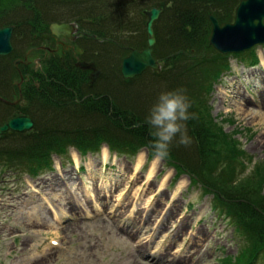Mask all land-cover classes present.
<instances>
[{
    "label": "rangeland",
    "instance_id": "obj_1",
    "mask_svg": "<svg viewBox=\"0 0 264 264\" xmlns=\"http://www.w3.org/2000/svg\"><path fill=\"white\" fill-rule=\"evenodd\" d=\"M32 1L33 0H0V27L9 30L11 27L13 30L12 33L10 30L8 42L5 43L4 41L1 49V52L9 51V53L5 56L0 66V97H5L10 102L15 101V98L10 94L9 87L13 82H16L21 75L25 79L26 76L29 77L31 81L32 78H41L40 75L29 72L31 71V67H35L32 62H34L33 60L36 58L37 53L36 55L33 53L31 56H27V60L32 63L31 67H26L24 72L20 73L16 70L17 62L12 63L15 57L22 55L27 48H33L40 55H43L44 58L49 44L57 48L54 39L47 41L46 47L40 41H37L39 45L34 46V40L30 39L32 34L21 31L22 28L25 30L26 27H31L34 32L33 34L39 39L40 34L44 33L45 27H48L46 26L48 23L56 21L57 23L53 24L68 25L69 27L66 28L65 31L63 30L64 36L54 34L50 28L49 33L54 36L57 41L58 37L66 39L68 37V41L71 42L70 44H72L73 47L78 50L81 49L88 54V51L85 50L88 48V44L92 48H96L103 40L97 38V44L87 42L85 45V41H83L81 34H90L86 29L87 26L84 25L83 27V24H87L86 20L92 16V12H101L100 9H104L106 19L102 27L111 33L114 32L116 37L124 39L121 41L115 37L111 38L117 43L125 42V48L124 50L121 49L112 53L110 52L111 55L108 60L112 63V65H110L111 69L110 66L109 68L104 67L105 69H110V71L107 70V73L111 75L112 79V81L109 82L107 91H103L104 88L102 87L108 84L105 83V76H108L107 74L98 77L96 75L90 77L87 74L83 75L85 76L86 86L81 87L82 93L79 97L87 96L97 99L104 97L109 100V102L105 104V111L101 118L96 119L94 123L90 122L89 127L68 126L52 131L47 126H43V121L49 116L48 113L45 112H49L51 108L50 105H45L48 103L63 104L65 101L61 100H65L69 98V96L64 94L62 92L63 90L47 93L44 91L39 94L32 89L30 91L31 93H26L25 97L22 95L20 96L22 99L17 105V108H14L15 106L7 107L0 102V124L9 116L10 118L8 119H16L19 115L27 117L29 120H26V122H30L34 125V128L30 130L32 132L28 131L24 132V134L19 132L21 134L14 133L13 135L1 134L0 139L2 137H12L4 139L1 142L3 143L2 145L5 144L9 149H25L30 144H34L36 139L49 143L54 140L49 138L51 133L63 135L65 133H70V131L75 130L77 127L83 129L87 137L95 144L100 143V138H104L103 140L110 139V141L112 140L116 143H120L121 140L116 141L112 138L121 136V129H126L132 133L137 132L135 134H137L138 137L141 136V141H143L145 134L140 127L144 125L145 121L141 119V113H138L140 117L138 119L134 117L133 113L127 111V108H133L129 103L121 105L123 108H119L118 113L114 116L122 120L121 124H113L111 121L109 123V121L106 120V116L109 118L113 117L110 112L116 109L117 104L119 105V97L115 96V88L116 86L119 87V84L123 85L125 88L120 86V89H118L119 93L125 96L123 94L125 92L121 90L128 91L126 97L130 99L131 103H133L135 107L137 105L140 106L142 111L148 112L150 115V111L154 106L153 104L158 100L159 96L162 93L175 90L176 87L174 84L167 83L166 71H171V73H173V69L177 66V84L179 85V90H183L191 103L189 111H192L191 109L197 100L202 103L205 99L207 106L206 110L209 112L212 121L221 125L224 133H234L236 135V140L240 141L239 144L249 157L247 161H244V165L247 166L245 169H242L243 173L239 172L237 174L236 182L243 179H246V181H243L248 182L251 178H254L258 181L259 185H264V173L258 168H264V140L262 143L256 142L259 133L264 129V109L253 107L252 102L246 96L245 99H243L241 95H237V98H231L232 94L230 93V89L239 92L243 91L237 89L238 85L236 83H232L230 87L228 80H224V87L221 86L220 81L212 83L210 91L206 96H203L204 99L201 97L199 87L205 84V77L201 75L200 72L199 75L197 74L198 78H193L192 80L190 73L192 70L188 69V65L195 62V60H193L195 57L196 59H205L210 56L209 53L203 51L202 43L204 40L202 38L200 42L197 43V46H200L199 52L186 50L189 47L188 42L182 43L179 46L182 52L186 50L184 53L176 51V47L174 49L166 47V40L161 31L167 20L168 14H165L163 9L159 6H151V4H148L147 7L144 8L148 9V12H150L151 9H160L157 19L152 22L151 26L153 39L155 41L151 56L153 55L154 58L159 60V66L155 69L147 67L140 75L129 81H125L120 77L118 78V76H120L119 67L122 58L130 56L127 55L129 52L125 49L135 48L137 52H141L147 47L148 32L145 25L148 19L144 14L143 18L141 17L142 19L140 20L137 14V10L141 8L142 5L140 6V4L143 2H138V0H122L124 3H128L129 6L123 3L124 7L120 9L119 7H114L115 4L106 3L105 0H86V10L80 12L86 19L77 21L73 16L74 12L78 13L75 10H68L66 12L61 11V15L53 13L47 15V18H45L44 10H46V7L40 4L33 10L32 6L34 5ZM46 1L53 3L54 6L64 7L65 4L62 3H67L71 0ZM59 3L60 5H58ZM15 8L19 11L15 12ZM106 8L112 13L110 14ZM224 15L227 22H232L234 17L232 11H226ZM130 29L134 31L132 32V37L129 35ZM207 35L208 31L205 33V40L207 39ZM8 45L11 47L10 50L7 47ZM205 45H207V41H205ZM192 46L194 47V45ZM113 47L115 48L116 46ZM103 49L105 50L106 46L103 47ZM108 49L110 50L112 48ZM261 51L262 47L257 48L259 54ZM78 53L80 52L78 51ZM181 54L184 55V58L180 57ZM90 56L91 55L88 57L91 58ZM88 57L82 54L81 56L70 57V59L66 58V61L70 63L79 62V67H84L83 69L86 70L85 68H89V66L82 65L94 64V61ZM174 58L178 59L173 61ZM230 61L235 69V64H238L237 59L232 55L230 56L229 62ZM169 62L173 64L172 70L167 68ZM59 64V60L52 58L50 64L52 68L60 67ZM5 65H7V69L4 70L3 67H5ZM38 65H43V61ZM44 65H46V63ZM160 69H162V78L156 80L153 76V71H160ZM237 73L239 75L243 73L244 76V72L240 68ZM5 76L6 78H4ZM245 77L251 84H262V82H264L263 80L259 81L260 73L255 70H249ZM104 79L105 81H103ZM98 84H101L100 89ZM235 84L236 86H233ZM28 85H30V82ZM28 85L26 89L29 88ZM94 85L95 88H93ZM141 85H143L145 89L143 95L137 90L138 86ZM154 88L157 89L156 96L152 94ZM134 93H136L135 96ZM42 99L47 103H42ZM246 103L248 105L244 107ZM123 116L124 118H122ZM224 119L229 121L222 122ZM12 121L6 122V125L9 123L11 124ZM185 123L188 137L192 140V138H194V132L197 129L195 126L196 121L190 119ZM11 128L15 131H21L20 126L19 129H17V125L11 126ZM107 128L110 129L108 132L105 130ZM23 129V131H25L27 127ZM112 130L115 131L111 134ZM151 131L154 130L151 129ZM144 138V141H147V137L145 136ZM178 140L179 135L173 140L172 144H175V154H177L174 158L178 159L179 162H182L181 158H195V156L200 155V148L196 145L198 149L195 143L190 141V143L185 146L179 144ZM141 141L139 144H141ZM104 144V142L99 144L101 146L103 145L99 154H88L95 156L92 160L79 159L78 164L74 163L73 150L68 151L71 163H69L67 157L64 158L60 155V157L52 155L50 158L52 169L44 170L40 174L38 173V177H33L31 174L21 172H18L19 174L16 177L10 179H7V176H4V174L0 176V264H116L119 263L118 260L120 258L129 256L130 254L134 255L135 253V264H218L222 257H234L236 253L238 254L239 249L241 251V244L243 245L245 242H241L239 238L237 239L232 228L228 229L225 234H221V237H217L223 228L221 223H224L222 219L224 213L222 210H224V207H222V210L218 207L213 208V206L217 205L212 202V196H202L201 191L196 189V187L188 191V184L190 183L188 177L182 176V180L178 184L181 187L179 188L177 184L174 185L173 170H170L164 161L155 159L154 161L156 164L152 163L151 169L149 168L150 165H145L147 159L146 147L144 151L141 152L143 155L140 154L137 158L136 169H133L131 166L132 162H130L133 161V157H117V155L110 152L108 146ZM18 153L25 154L26 152L18 151L17 154ZM108 156H112V162L116 164V168L110 169L112 165L106 164ZM169 156L172 158L173 155L169 154ZM31 159L33 158L31 157ZM140 161H142V163L140 167H138ZM195 166L194 164V166L191 165V167L186 168L182 165L179 168L187 172L189 176L194 179V177H192L193 172L198 173V168ZM166 169H168L169 172H167ZM163 171L164 173L167 172L164 180L159 184H155ZM104 172L107 174L108 185L111 190L107 193V197H97V193L96 197L93 198L94 206H90L89 202H85L86 200L88 201L90 197L84 186H88L90 194L94 192L95 185L102 189L103 181H101L100 175ZM253 173L256 178L252 175ZM148 174L149 178H147ZM65 180H68L74 192L78 193L76 195H78L81 203L84 201L83 205H77L73 208V205H70L71 200H66L69 196L63 186ZM195 180L201 182L199 179L195 178ZM171 182H173L176 189L174 193L168 191ZM59 187L62 188L64 192H59ZM25 192V196L19 195ZM42 194H45V198H48L49 202L54 207L53 209L56 211V213H53L47 204L41 203L43 207H45L43 212L46 219L39 217L38 213H33L32 211L35 210L34 204H39L41 202ZM57 194H59V197H56ZM71 196H73V194H71ZM28 199H31V201L29 202ZM222 200L225 202L226 198L222 197ZM188 203L191 207L189 211H187L188 213L186 216L182 219L181 229L174 233L171 238V243L166 250L161 255H158L155 248H152L154 238L156 240L154 245H157L167 236L168 230L173 228L182 214V209L186 207ZM92 207L95 209L94 212L90 211ZM80 208L83 209L82 212H79ZM166 208L168 209V214L164 220V227L160 229L156 222ZM259 208L260 207L253 208L254 212L256 211L258 214L256 222L260 225H264V218H262L264 214H261ZM85 211L88 212V214H95V220L87 221V219L84 218L85 216H83ZM65 215H68L67 217H72V219L67 220L68 223L63 227H54L56 226L54 221L62 219ZM260 215H262V217H260ZM202 216H206V218L203 220ZM211 217L215 227L214 234L209 236L207 230L210 227ZM232 218L235 219L233 216ZM226 222L227 220H225V223ZM51 223L54 226H50ZM14 224L18 225L20 229H14ZM193 226V234L195 233L197 239L193 238L190 241V248L183 253V259L182 261L180 259L179 261L181 262L179 263L178 259H176L177 253L183 247L187 234ZM50 238H54L58 241V247H50L49 244H46L43 253L37 254L35 257V252L38 249L40 251L41 246ZM250 238L254 239L253 237ZM238 241L241 244H239ZM148 256L152 257L148 258ZM153 257H155V259Z\"/></svg>",
    "mask_w": 264,
    "mask_h": 264
},
{
    "label": "trees",
    "instance_id": "obj_2",
    "mask_svg": "<svg viewBox=\"0 0 264 264\" xmlns=\"http://www.w3.org/2000/svg\"><path fill=\"white\" fill-rule=\"evenodd\" d=\"M45 2V3H44ZM75 3L80 2V0H74ZM106 3H111L114 5V7H120V9H123V1H112V0H105ZM139 2H143L140 4L141 8L137 10L139 13V19L142 17L141 10L146 8L148 4H151V6H159L163 9V12L165 14H168L167 20L164 23V27L162 28L163 37L166 40V47L175 48L176 51H179L180 53H184L186 50H194L196 52H199L200 46H197V43L200 42L201 38L204 40L202 43L203 50L205 46V33L208 31V20L207 17L209 14H214L216 16H219V9L222 8V5L227 3L228 5H231L232 3L239 2V0H139ZM32 4L34 8L37 5L43 4L46 7L45 11V18H47V15H51L53 13H57V15L61 14V6L55 5L52 7V5L47 2L46 0H33ZM126 6H129L128 3H124ZM155 4V5H154ZM60 5V3L58 4ZM146 5V6H145ZM101 12L97 11L94 12L95 14H92L91 17H89L86 22V29L89 31V34L91 35H84L81 34L83 37V41H85V45L87 42H91L94 44H97V38L102 39V43H99V45L96 46V48H92L88 44V48L85 50H79V56L82 54H85V57H88L91 55L89 59H92L98 66L102 67V64L104 63V59L109 57L112 52L121 50V48H125V44H121L115 42L113 39L110 40V42L107 41V38H118L116 37V34L114 32L107 31L103 26V23L106 19V13L104 9H100ZM106 10L111 14L112 12L106 8ZM55 13V14H56ZM77 21L86 19L84 17H81L78 14L73 15ZM56 22V21H54ZM53 23V22H51ZM50 24V23H48ZM144 26V25H143ZM133 30H129V35L131 36V32ZM121 40L120 38H118ZM107 41V42H106ZM122 41V40H121ZM188 42L189 47L182 52V50L179 48V46L182 43ZM111 43V44H110ZM160 44V43H159ZM118 45V46H117ZM194 45V47L192 46ZM106 46V49L104 50L103 47ZM113 46H116L115 48ZM112 48V49H108ZM104 51V52H103ZM111 52V53H110ZM104 54V56H102ZM180 57L184 58V55L181 54ZM194 58V57H193ZM178 58H174V60H177ZM172 61V62H173ZM172 62H169L167 65V68H173ZM112 65V63H111ZM65 72L64 75L54 79V81L50 83L43 82V80H40L42 86L43 92H53V91H60L69 96L67 104L59 105L56 103L50 104L51 108L48 112V118H46L43 126H47L50 130H55L59 128H65L70 125L74 126H87L89 122L94 123L96 119H99L104 114L105 104L109 102L108 99H105L104 97L101 99H97L95 102V110L93 113L89 110H85V106L81 103H71V99L74 97V93L76 94V97L80 99V94L82 93L81 87L86 86V80L85 76L82 75V73H78V69L72 65L69 61L65 62ZM193 66V64H192ZM180 68V67H179ZM111 69V66H110ZM167 73V71H166ZM191 74H193L192 71H190ZM169 75H172V77L177 78L176 73H171V71L168 72ZM38 75H41L38 74ZM161 74L157 75L153 72V76L157 79L161 76ZM36 77V76H34ZM42 78V76H40ZM120 76H118L119 78ZM32 78V77H31ZM37 78V77H36ZM39 78V77H38ZM40 78V79H41ZM34 79V80H33ZM34 81H39L35 78H32L31 80H28V83L30 82L29 87L33 85ZM123 87V85L119 84V87ZM119 87L116 86L115 88V96L119 97V105H116V109L111 110V115L113 117L106 116V120L111 121L113 124H121L122 120L115 118L114 116L118 113L119 108L121 105H125L129 103L132 109L127 108V111H130L134 114V117L140 118L138 113H141V119L145 121L144 125H141L140 129H142V132L147 137V141L145 140V136L142 137L135 133H132L131 131H128L126 129H121L120 134L121 136H116L112 138L113 140L119 141L120 143H116L114 141H110L108 139L107 141L110 144L112 150L116 151H126V152H134L135 150L139 149L140 147L146 145L150 148V153L152 154V149L150 147L151 142L153 141L154 137L151 135V127L147 123L146 120L149 117L148 112H144L141 110L140 106H134L133 103H131L130 99L128 97L123 96L119 93L118 89ZM45 88V89H44ZM127 88V87H126ZM81 90V91H80ZM137 90L140 91V94L143 95L145 92L144 86H138ZM107 91V90H103ZM124 92V90H121ZM157 90L154 88L152 91V94L156 96ZM128 93V91H125L124 94ZM136 93H134V96ZM70 99V100H69ZM44 101V100H42ZM192 107V111H189L190 113L194 114V120L196 121V131L194 132V141L195 146H199V150H201V155L195 156V158H181L182 162H179L178 159L174 158L175 155V144L170 145V155L166 159L176 163L179 166L183 167H191V165L198 168V173H194V178L199 179L205 188L207 190H212L216 197L226 198V201H221V205L224 206L228 212H232V215H237V220L240 221L242 218L245 220L243 222V228L244 230L250 234L254 235L252 237L255 238L256 241H254L253 245L246 250L240 257L239 261L243 262L245 260H248L252 257V254L255 252V247H263L264 248V225H260L255 220L258 217L257 212L253 210L255 207H260L261 214H264V185H259L258 181L256 179L251 178L248 182H245L246 179L238 180L236 182V177L239 172H242L243 162L241 161V150L237 148V146H233L232 140H230L229 136L223 135L220 132L216 131L215 125H211V123L207 120V117H205L201 111H199V108L196 104ZM107 108V107H106ZM135 109V110H133ZM109 112V111H108ZM120 112V111H119ZM136 112V113H134ZM86 114V116H85ZM92 114V115H90ZM84 115V116H83ZM88 117V118H86ZM124 118V116L122 117ZM80 120V121H79ZM83 120V121H82ZM82 121V122H81ZM83 123V124H82ZM89 127V126H88ZM107 132L110 129H105ZM154 130V129H153ZM115 130H112L111 134ZM50 139H54L52 142L47 143V141H39L37 144V154L40 156L45 155L46 153L43 151L45 148H47L48 152L51 151H57L62 150L65 145L70 144L75 146L80 151H87V150H95L98 144L93 143L88 137L87 134L84 133L83 129H79L78 127L75 130L70 131V133H65L63 135L51 133L49 136ZM104 139V138H103ZM100 138L99 140H103ZM98 140V139H97ZM141 141V144L139 142ZM214 148L216 150H214ZM203 150V151H202ZM22 151V150H19ZM37 155V156H38ZM171 158V159H170ZM39 160H36V163L39 164ZM186 160V161H185ZM42 162V160H41ZM38 167V165L35 167V169ZM178 167V166H177ZM261 169L262 173H264V168L258 167ZM33 167L31 168V171H34ZM36 172V170H35ZM243 173V172H242ZM261 173V174H262ZM255 178L256 176L254 173L252 174ZM247 178V177H246ZM261 178V176H260ZM241 179V178H239ZM228 203V206H227ZM231 205H230V204ZM232 206V207H231ZM248 216V219H247ZM262 217V215H260ZM264 218V217H262ZM259 222V221H258ZM260 235V236H259Z\"/></svg>",
    "mask_w": 264,
    "mask_h": 264
},
{
    "label": "clouds",
    "instance_id": "obj_3",
    "mask_svg": "<svg viewBox=\"0 0 264 264\" xmlns=\"http://www.w3.org/2000/svg\"><path fill=\"white\" fill-rule=\"evenodd\" d=\"M190 108L191 103L183 90L165 92L159 96L146 120L154 129L151 132L154 139L150 147L156 160L161 161L169 156L170 145L177 135L179 144L186 146L190 143L185 123L194 119V114L189 112Z\"/></svg>",
    "mask_w": 264,
    "mask_h": 264
},
{
    "label": "water",
    "instance_id": "obj_4",
    "mask_svg": "<svg viewBox=\"0 0 264 264\" xmlns=\"http://www.w3.org/2000/svg\"><path fill=\"white\" fill-rule=\"evenodd\" d=\"M253 2V4H259L258 5V12L256 13V16H252L247 18V11L250 5H248V3ZM246 6V7H245ZM160 13V9L156 10V9H151V11L148 14V21L146 23V29L148 32V47L147 49L143 50L142 52H137V51H133L131 53V55L122 60V66L120 69L121 75L128 80V78H132L138 74H140L142 71H144L147 67H151L153 69L157 68L155 61L151 58V46L154 44V39H153V32L151 29L152 26V22L157 19L158 15ZM260 13V14H259ZM264 17V0H248L247 2L243 3V5L238 9L237 12V19H236V23L234 26L230 28L226 27L225 29L219 31V29H217V24L216 21L214 19H212L214 28H215V35L213 40L211 41V43L218 48L219 50L222 51H227L229 50V46L226 45V47H222L221 45L219 46L218 42L216 40H219V42L221 41L222 36H227L230 37L232 36V32L236 31H240L243 30L244 34L246 36H249V34L247 33V31H245V27L247 26H251L253 28L258 27L261 21V18ZM246 18V20H245ZM247 25V26H246ZM237 27V28H236ZM52 31L55 34H63V30H66V26H52ZM259 29H261L259 27ZM218 36V38H216ZM256 35H251L248 38H251L250 43L251 42H255L256 39H254ZM244 38V36H243ZM256 38V37H255ZM249 43H247L248 45ZM243 44L238 45L240 48ZM245 47H247L245 45ZM143 60V61H141ZM82 66H87V65H82ZM89 67H92L91 65H88ZM84 68V67H83ZM18 121V120H17ZM15 126V125H14ZM28 127L27 124H21L20 128H26ZM17 129H19V126L17 125Z\"/></svg>",
    "mask_w": 264,
    "mask_h": 264
},
{
    "label": "flooded vegetation",
    "instance_id": "obj_5",
    "mask_svg": "<svg viewBox=\"0 0 264 264\" xmlns=\"http://www.w3.org/2000/svg\"><path fill=\"white\" fill-rule=\"evenodd\" d=\"M50 39H54V43H55L57 48H55V46H52L49 44V47H47V53H45V57L43 58V55H42V58L40 59L41 63L43 61V65H40L42 78L38 79L39 81L43 80V82H46V83H50V82L54 81V79L59 78V77L64 75V72H65V66L64 65L66 62V58L70 59V57L79 56V53H78L79 50L76 49L75 47H73L72 44H70L71 42L68 41L69 40L68 37H67V39L62 38V37H58V41H57L56 38H54V36H48L44 40V46L45 47H46L47 41H49ZM52 58H56L57 60H59V62H60L59 66L60 67H57V68L51 67L50 64H51ZM34 63H36V61ZM45 63H46V65H44ZM76 64H77V62L72 63L73 66L78 68ZM79 72L81 73L82 71L78 70V73ZM87 75H89V77H90V72H88ZM28 80H30L29 77L25 81L28 82ZM26 87H27V85L24 82L23 88L26 89Z\"/></svg>",
    "mask_w": 264,
    "mask_h": 264
},
{
    "label": "bare ground",
    "instance_id": "obj_6",
    "mask_svg": "<svg viewBox=\"0 0 264 264\" xmlns=\"http://www.w3.org/2000/svg\"><path fill=\"white\" fill-rule=\"evenodd\" d=\"M247 33L249 34V36H245L243 39H246V38L250 37L252 34L255 33V31L254 30H247ZM216 38H218V36ZM216 41L219 43L218 44L219 46L221 45L222 47H226V45L224 43L219 42V40H216ZM216 49L219 50L218 48H216ZM141 61H143V60H141ZM247 105L248 104H245L244 107L247 106ZM245 110H246V108H245ZM263 140H264V129L261 130V132L259 133L258 137L256 138V142L257 143H262ZM141 163L142 162L140 161L138 167H140ZM136 167H137V164H136ZM35 208H38V206H35ZM32 211H33V213L37 212L40 217H44V213L40 209L37 210V211H35V210H32Z\"/></svg>",
    "mask_w": 264,
    "mask_h": 264
},
{
    "label": "snow or ice",
    "instance_id": "obj_7",
    "mask_svg": "<svg viewBox=\"0 0 264 264\" xmlns=\"http://www.w3.org/2000/svg\"><path fill=\"white\" fill-rule=\"evenodd\" d=\"M53 243H55V241H53Z\"/></svg>",
    "mask_w": 264,
    "mask_h": 264
}]
</instances>
